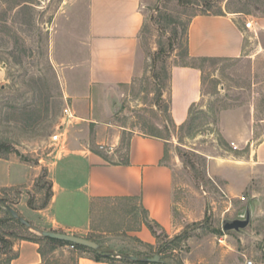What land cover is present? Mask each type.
<instances>
[{"label":"rangeland","instance_id":"374dc122","mask_svg":"<svg viewBox=\"0 0 264 264\" xmlns=\"http://www.w3.org/2000/svg\"><path fill=\"white\" fill-rule=\"evenodd\" d=\"M77 1L0 0V144L8 147L2 156L41 167L29 189L0 191V264H7V259L16 254L14 245L22 238L42 237L33 226L24 229L8 221L7 211H16L21 195L35 206L47 199L49 180L43 165L55 155L50 137L60 126H66L63 108L71 107L65 100L55 52L63 55L79 49L80 24L72 30L65 23L77 16L84 21V13L77 14L73 9ZM141 11L140 64L132 82L119 87L112 122L125 131L116 155L108 160L124 159L132 134L164 138L165 161L174 175V220L178 229L171 236L162 234L155 248L142 254L155 252L181 236L177 245H168L174 250L162 251L164 264H245L246 260L264 264V167L250 172L249 187L237 196L226 193L223 182L208 172L211 159L244 156L264 136V34L256 25L264 18V0H142ZM216 13L232 17L240 28L243 53L236 59L194 63L202 72V99L191 109L187 126L166 131L163 125L170 69L190 62L182 60L186 29L193 17ZM246 22H251L252 31L245 28ZM93 95L95 118L100 120L104 108L97 101L96 90ZM247 131L252 132L247 146L232 142ZM65 137L68 144L69 132ZM87 138L94 140L93 131L88 136L77 126L75 141L84 143ZM97 151L106 153L99 148ZM248 206L250 223L243 233H224L223 221L241 218ZM92 220L96 231L129 243L127 232L145 223L146 217L136 201L127 205L98 202ZM90 238L101 242L98 234ZM132 244L126 254H140L137 247L141 246L135 241ZM61 247L42 243L51 263L62 264L59 256L51 255Z\"/></svg>","mask_w":264,"mask_h":264},{"label":"crops","instance_id":"0c3cea01","mask_svg":"<svg viewBox=\"0 0 264 264\" xmlns=\"http://www.w3.org/2000/svg\"><path fill=\"white\" fill-rule=\"evenodd\" d=\"M85 4V8L83 6ZM142 0H79L77 14L84 13V21L69 17L70 29H80L79 49L58 55L56 69L60 74L65 100L70 103L74 118L60 126L61 142L52 144L55 155L44 168L50 184V199L42 205L30 207L21 195L15 206L17 214L39 231L76 235L92 240L101 236L99 248L115 254L127 253L133 241L146 249L156 246V239L145 223L129 229V243L93 226V209L98 202L117 205L136 201L146 221L155 223L167 236L178 232L174 220V175L165 161L167 141L164 138L132 134L125 146L122 161H109L121 145L125 131L112 122L114 103L119 100V87L129 85L139 67V35L144 23ZM84 9V11H83ZM257 27L264 34V18ZM75 28V30H76ZM189 59H236L243 53V33L232 17L226 15H198L191 19L186 33ZM104 108V117L95 118L93 91ZM202 99V72L198 66H173L169 72L168 113L171 123L179 128L190 117L191 109ZM82 127L93 141L76 142V128ZM69 132V142L65 135ZM227 140V137L225 136ZM252 132L233 138L232 142L247 146ZM102 154L97 151L101 148ZM105 147H107L105 149ZM264 167V136L250 146L244 156L211 159L208 172L223 182L231 196L244 192L257 168ZM39 166L20 161L16 157L0 158V191L29 189L39 176ZM46 203V204H45ZM133 240V241H132ZM96 241V240H92ZM40 244L20 240L14 245L16 257L10 264H56L41 255ZM53 251L62 264H108L95 261L90 253L63 245ZM60 252V253H59ZM129 255V254H128ZM52 261V260H51Z\"/></svg>","mask_w":264,"mask_h":264},{"label":"trees","instance_id":"16d2710c","mask_svg":"<svg viewBox=\"0 0 264 264\" xmlns=\"http://www.w3.org/2000/svg\"><path fill=\"white\" fill-rule=\"evenodd\" d=\"M208 3V1H207ZM209 5H211V3H209ZM213 15H223L221 13H216V14H213ZM186 33H187V29H186ZM186 33H185V46H184V52H183V55H182V60H187V61H190L189 63H187L186 61H184L185 63H183L182 65L180 66H192V67H195L196 65L194 64L196 61L198 60H192V59H189V56H188V53H187V46H186ZM201 60H204V59H201ZM168 90H169V84H168ZM168 109L169 107H167V113H165L166 115H164V128L166 129V131H169L170 127H173L174 129H182L184 128L185 126L188 125V122L189 120L183 124L182 126H180L179 128H176L172 123H171V120H170V117H169V113H168ZM190 119V117H189ZM146 136H152V137H158V138H161L159 136H155V135H146ZM8 151V147L4 144H0V158L1 157H7V156H2L3 153L2 152H7ZM50 199V184H49V189H48V194H47V199H46V202ZM29 206L30 207H33L32 205V202H28ZM46 204V203H45ZM7 215H8V221H11V222H15L17 223L21 228H24V226H22L16 219H14L11 214L9 213V211H7ZM145 226L149 229V231L151 232V234L155 237L156 241L159 240L160 236L163 234L162 232L160 234H157V229H158V226L155 224V223H150L148 221L145 222ZM163 236H166L165 234H163ZM181 236H177L175 237L174 239H172L171 241H169L168 243L162 245L161 247H159L155 252H152L150 254H144V255H141V254H134L133 256L135 257H138V258H143V257H152L153 255L155 254H158L160 256V259L163 260V257H162V251L163 250H166V249H171V250H174L173 248L169 247L170 245H177L180 240H181ZM21 240H25V241H31V242H34V243H37V244H40V246H42V243L43 242H47V243H51V244H54V245H69V246H73V248L75 250H78V251H81V252H87V253H90L93 257V259L95 261H100V262H106L108 264H164L163 263H145V262H140V261H137V262H132L130 260H128V254L126 253H118V254H115L113 252H110V251H105V250H102L99 248V250H90V249H87L85 247H81V246H77V245H72V244H69V243H64V242H61V241H56V240H53V239H49V238H46V237H36L35 235H32L30 237H25V238H22ZM92 241V240H91ZM96 243V242H95ZM169 245V246H168ZM150 249L152 250V247H150ZM40 250V253L41 255H44V253L42 252L41 249ZM16 257V254L9 257L7 259V264H10L11 260L14 259ZM177 264H180V263H177Z\"/></svg>","mask_w":264,"mask_h":264},{"label":"water","instance_id":"95a60500","mask_svg":"<svg viewBox=\"0 0 264 264\" xmlns=\"http://www.w3.org/2000/svg\"><path fill=\"white\" fill-rule=\"evenodd\" d=\"M11 216L16 219L22 226L27 229H33L31 224L20 217L16 211L13 209H8ZM250 208L249 206L246 208L245 214L241 216L239 219L234 220H225L222 224V231L225 232H236L238 234L243 233V231L248 227L250 223ZM37 233H39L42 237H46L49 239H53L56 241H61L64 243H69L72 245H77L81 247H85L90 250H99V245L94 241L89 239L79 237L76 235L66 234V233H58V232H48V231H39L34 229ZM128 260L132 262H145V263H163L164 261L160 259L158 254L153 255L152 257H143L138 258L135 256H128Z\"/></svg>","mask_w":264,"mask_h":264},{"label":"built area","instance_id":"2783aa9c","mask_svg":"<svg viewBox=\"0 0 264 264\" xmlns=\"http://www.w3.org/2000/svg\"><path fill=\"white\" fill-rule=\"evenodd\" d=\"M244 26H245V28L248 31H252V24H251V22H246L244 24ZM62 113H63V118L62 119L65 120V121H69V120H71V119L74 118L73 113H72V111H71V109H70V107L68 105H66L63 108V112ZM50 140H51L52 144H59L61 142V135H60L59 129H58V132L57 133H55L54 135H52L50 137ZM100 149H102V147ZM240 200L241 201H244L245 198L244 197H241ZM70 248L71 249H74L73 246H70ZM245 264H253V262L251 260H246Z\"/></svg>","mask_w":264,"mask_h":264}]
</instances>
